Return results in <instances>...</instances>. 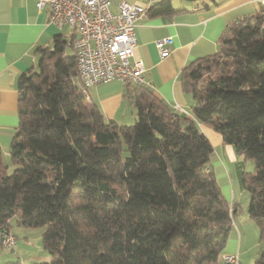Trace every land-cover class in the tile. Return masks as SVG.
<instances>
[{
    "label": "trees",
    "instance_id": "16d2710c",
    "mask_svg": "<svg viewBox=\"0 0 264 264\" xmlns=\"http://www.w3.org/2000/svg\"><path fill=\"white\" fill-rule=\"evenodd\" d=\"M182 11L172 0L145 7L149 17ZM69 47L57 35L36 50L37 70L19 77L12 173L0 146L1 244L17 218L46 227L50 261L35 264H224L234 208L209 168L211 142L148 87H127L134 124L106 119L75 84ZM182 86L197 122L255 161L241 182L264 240V10L232 24L215 54L184 69ZM256 264H264V248Z\"/></svg>",
    "mask_w": 264,
    "mask_h": 264
},
{
    "label": "crops",
    "instance_id": "0c3cea01",
    "mask_svg": "<svg viewBox=\"0 0 264 264\" xmlns=\"http://www.w3.org/2000/svg\"><path fill=\"white\" fill-rule=\"evenodd\" d=\"M119 1L111 0V9L115 13L118 12ZM126 1L149 7L160 0ZM36 3L37 0H0V146L3 155L9 154L19 125L20 75L29 70H37L39 57L36 50L39 47L50 46L57 35H63L66 39L74 35L69 26L60 28L50 23L49 11H39ZM173 7L184 11L172 16L144 15L136 21L137 45L131 61L136 59L143 62L152 92L176 116L195 122L214 147L212 157L216 156V165L211 170L214 174L216 172L222 194L234 208V245L226 247L224 254L238 255L242 264L246 251L255 247L246 241V230L255 228L247 218H241L238 214V189L235 183L239 185L240 194L245 195L241 182L244 171L239 166L235 170L230 161L241 163V160L236 156L238 154L233 146L223 143L220 134L210 125L197 122L192 112L194 101L183 90L182 75L192 62L218 51L221 36L232 24L255 15L262 7L259 0H215L208 6L200 1L179 0L176 5L173 3ZM168 37L173 39L171 53L162 57L156 42ZM70 47L72 53L73 48ZM127 87L121 81L93 86L88 89V101L96 104L106 119L119 125H132L136 121L137 112L132 98L126 95ZM235 177L238 179L236 182ZM17 227L21 230L19 223ZM10 232L17 236V246L9 250L0 242V264L16 263L19 260L21 264L50 261V256L39 243V234L36 241L28 235L25 236V243H20L12 220ZM245 245L248 249H244ZM256 247L260 250L261 246Z\"/></svg>",
    "mask_w": 264,
    "mask_h": 264
},
{
    "label": "built area",
    "instance_id": "2783aa9c",
    "mask_svg": "<svg viewBox=\"0 0 264 264\" xmlns=\"http://www.w3.org/2000/svg\"><path fill=\"white\" fill-rule=\"evenodd\" d=\"M264 10V0H259ZM39 11H49V22L69 26L74 35L69 39L77 60L75 84L88 101V89L111 81L126 85L150 87L142 61L133 60L137 45L135 23L145 15V7L120 0L118 12L111 9V0H37ZM171 37L156 42L160 56L171 53ZM2 244L9 250L17 245L11 233H2ZM224 264H240L238 255L223 254Z\"/></svg>",
    "mask_w": 264,
    "mask_h": 264
},
{
    "label": "rangeland",
    "instance_id": "374dc122",
    "mask_svg": "<svg viewBox=\"0 0 264 264\" xmlns=\"http://www.w3.org/2000/svg\"><path fill=\"white\" fill-rule=\"evenodd\" d=\"M178 1L179 0H173V3L176 5ZM198 1H200V0H198ZM67 53L68 54L71 53L69 48L67 49ZM128 125H131V124H128ZM236 156L241 160V163H237L236 161L234 162L231 160L230 161L231 166L235 170L238 168L237 166H239L244 171L246 176H249L250 174H252L255 170V161L253 159H245L244 157H242L240 155H236ZM215 157L216 156L213 155V157L211 158L210 165H209V168H211V169L213 166L215 167V165H216ZM4 160H5V163L8 165V173H12L15 169V166L12 164V162L10 160V155L4 154ZM215 175H216V172H215ZM236 180L238 181V179L235 177V182H236ZM235 184H236V187L238 189V190H236V194H237V201L236 202L238 203V214L241 218L242 217L247 218L249 220V222H251V224H253V226L255 228L254 230H252V229L246 230V241L249 242L250 246H255V247L249 248V251H246L245 255L242 257L244 259V261L241 260V263L242 264H256L257 258L259 257V255L261 254V252L264 248V240L261 239L259 228L254 223V221H252L249 218V216L247 214V208H248V203H249V198H250L249 193L246 190H244L245 195H241L240 191H239V187H238L239 185L237 183H235ZM224 187H225V185H224ZM12 225L14 227V232L19 236V242L20 243H25V236H28V235L34 241H36L38 239L37 237L39 234V243L42 244L41 236L44 233V231L46 230V227L27 228V227L21 226V230H22L21 231V230H18V227H17V225H18L17 218L12 219ZM233 235H234L233 233L230 235V238L228 240L226 247L234 245ZM246 246L247 245H245L244 249H248V247H246ZM256 246H261L260 250ZM16 264H21L20 260L17 261Z\"/></svg>",
    "mask_w": 264,
    "mask_h": 264
}]
</instances>
